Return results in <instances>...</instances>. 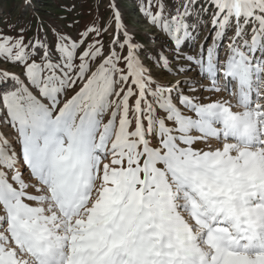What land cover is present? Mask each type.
I'll return each instance as SVG.
<instances>
[{"label":"snow or ice","instance_id":"obj_1","mask_svg":"<svg viewBox=\"0 0 264 264\" xmlns=\"http://www.w3.org/2000/svg\"><path fill=\"white\" fill-rule=\"evenodd\" d=\"M18 7L0 264H264V0Z\"/></svg>","mask_w":264,"mask_h":264},{"label":"rangeland","instance_id":"obj_2","mask_svg":"<svg viewBox=\"0 0 264 264\" xmlns=\"http://www.w3.org/2000/svg\"><path fill=\"white\" fill-rule=\"evenodd\" d=\"M20 2L21 0H0V12L3 13V19L5 22H7L9 19H11L12 22H15L20 17V10L18 7ZM40 2L43 4H49L52 3L53 0H40ZM58 2L70 3L71 0H58ZM85 7H87V5ZM48 10L52 11L53 16L61 14L55 9L54 5L53 8Z\"/></svg>","mask_w":264,"mask_h":264}]
</instances>
